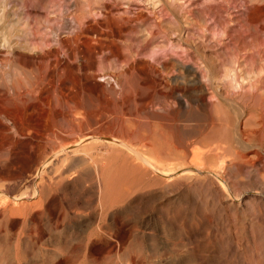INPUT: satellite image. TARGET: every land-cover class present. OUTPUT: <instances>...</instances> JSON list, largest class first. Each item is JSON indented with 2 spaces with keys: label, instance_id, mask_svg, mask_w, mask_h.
Here are the masks:
<instances>
[{
  "label": "rangeland",
  "instance_id": "1",
  "mask_svg": "<svg viewBox=\"0 0 264 264\" xmlns=\"http://www.w3.org/2000/svg\"><path fill=\"white\" fill-rule=\"evenodd\" d=\"M7 1L10 0H0V50L7 51H0V65L4 63L6 71L0 70V81L11 80L21 72L25 68L21 63H74L64 71L63 79L67 92L78 94L88 110L98 109L97 104L113 97V120L122 113L135 114L140 119V132L145 135L157 128V123L161 124V140L170 143L192 140L204 124L210 130L212 118L225 121L227 115L229 126L242 124L229 131V136L231 144L245 156L238 161L245 170L227 169L223 174L228 189L214 176L210 184L202 176L199 186L180 176L169 186L163 182L164 176H158L154 185V181L139 183L117 164H113L105 183L91 167L78 165L80 158L66 159L59 163L61 166L50 167L45 177L51 185L54 180L48 181L49 177L65 170L57 190L53 185L56 191L50 199L44 197L41 203L37 195L19 199L25 205L33 204L35 223L44 230L42 238L37 232L21 237L22 244L27 239L34 244L22 264H264V190L254 186L255 180L264 182V164L257 158L256 141L241 138V130L250 122L253 111L238 99L252 93L253 86L247 79L239 87L230 72L233 66L244 63L238 49L241 43L234 45L231 38L236 40L253 30L255 27H249L248 22H264V0H113L121 6L119 12L129 24L113 42V55L99 57L92 70L106 75L91 88L81 82L84 75L77 67L82 63L78 53L80 42L69 29L74 24L73 16L86 8V2L29 0L30 16L21 15L18 22L15 18L23 9V0H16L21 9L11 12L9 21L3 24ZM161 8L164 12L156 17ZM125 11L130 13L124 14ZM48 16L52 23L47 22ZM117 29L113 21V30ZM13 30V42L5 46L2 36ZM17 41L22 42L16 44ZM210 79L219 86L225 84L222 91L214 92L219 112L208 108L215 87ZM57 98L58 95L52 99L55 105ZM156 102L166 106L159 110ZM17 139L13 155L19 152L15 158L6 152L0 158V178L6 177L0 180V190L11 181L14 193L20 194L33 190V182L40 186L38 189L42 187L36 166L50 156L51 144H43L40 162L32 168V154L36 152L23 147L27 139ZM18 176H22L17 179L22 183L14 179ZM100 196L107 210H102ZM25 219L18 217V228ZM0 246H6L4 237L0 238Z\"/></svg>",
  "mask_w": 264,
  "mask_h": 264
},
{
  "label": "bare ground",
  "instance_id": "2",
  "mask_svg": "<svg viewBox=\"0 0 264 264\" xmlns=\"http://www.w3.org/2000/svg\"><path fill=\"white\" fill-rule=\"evenodd\" d=\"M28 1L29 0H23L21 4L23 9L17 4L16 0L7 1L4 6L3 24L9 21L10 13L14 12L15 9H21L15 21L19 22L21 15L24 14L28 13L27 15L30 16L29 13L31 12L30 9L32 5ZM81 1L86 2V8L77 16H73L74 24L70 26L69 29L70 33L80 42L78 53L82 59V63L78 64L77 67L84 75L81 82L84 81L83 84L91 88L90 85L95 86L97 83L100 84L98 79L106 75L98 74L92 69L97 67L100 56L106 58L104 56L106 53H111L113 55V42L116 40L117 36L123 33V29L129 24V21L125 20L124 16L120 14L119 11L121 10V6L113 2V0ZM92 2L95 4H92ZM9 5L10 7H8ZM69 11L71 14L73 9ZM157 12L158 16L156 17H159L164 11L161 8ZM128 13H130V11L124 12V14ZM146 16L145 18H147ZM160 18L162 19V17ZM113 21L118 26L117 30H113ZM47 22L52 23V19L49 18V16ZM13 25L14 24H12V27ZM245 25L246 24H244V26ZM248 26H253L255 28L249 30L247 35H244L247 32L240 35L236 40L231 38L234 45L237 41L241 43L238 49L242 51L239 55L243 58L244 63H239L237 67L231 66L230 72H232V81H235L239 87L247 79H250L252 82V93L242 94V96L240 95L238 98L239 101H242L253 111L252 118L249 122L250 124L244 122L246 124L245 128H241V138L246 139V141H256L259 148L257 158L264 164V64H262V61H264V22L258 25L248 22ZM14 32L15 30L7 31V34H3L4 36L2 37H4L5 46L6 44L11 45L13 42L10 38L13 37ZM20 40L23 41V39ZM22 41H17L16 44ZM65 42L67 43L66 40L63 41V43ZM247 47H249L248 51H246ZM0 51L2 53L7 52L6 50ZM233 51L235 52V50ZM8 52L11 54V50ZM118 52L122 53L120 49ZM235 55L236 57L239 56L238 54ZM21 64H23L25 68L30 66L33 68H31V70L23 68L22 71L11 80L3 79L0 81V158L2 155L5 156V152L13 157L16 156V153L19 151L13 155L16 149H13V147H15L14 145L18 142L17 138L27 139L28 142L25 141L24 143L22 141L25 145H23V147H29L31 151L36 152L32 154L33 156L31 154L29 155L33 157L32 168L34 164L35 168L38 162H40L38 161L41 155L39 151L41 147L44 146V143L47 142L51 144V151L49 150L51 154L36 166V172H38L36 177L39 176V179L42 181V187L40 189H38L40 186L37 187L33 182V190H25L20 194H15L14 187L10 183L11 181L2 185L3 188L0 190V238L4 237L6 246H0V264H22V262L28 259V251L30 252L32 249L31 245L34 244L30 243V239H27L29 241L25 245L22 244L24 239L21 237L23 235H29L31 237L33 232H37V234L40 235L38 237L42 238L44 230L35 223L36 219L33 204L30 202V204L25 205L24 202L22 203L19 199H30L35 195L39 196L38 203H41L44 197L50 199L51 193L57 190V185H59L63 179L62 175L65 170L63 169V173L60 172L54 178H52V176L49 177L51 179L48 181L54 180L51 185L46 182L47 180H45V177H47L46 175H48L47 173H49L48 170L50 167H54L66 159L74 160L75 158H80L78 165L89 167L88 169L91 167L94 172L96 171L97 176L103 177V179H100H105V183H107V176L113 171V164L127 169L129 175L134 176L139 183L144 182L149 184L154 181V185L157 183L156 181H159L156 179L158 176H164L166 179L163 180V182L168 183L169 186L180 176V178L182 177L189 180L190 184H196L195 186H197L202 176H205L202 180H204L206 184H210L214 176L221 183L222 187L226 186L227 189V182L222 177L226 170H245L238 165L241 156H244V154L242 155V153L239 152L240 149L237 150V147H235L233 143L231 144L232 140L229 136V131L231 132L234 127L237 129L238 125V127H241V123L229 126L226 121L228 119L227 115L224 116L226 118L225 121L221 120V115L219 116V120L214 119L216 117L212 118L213 120H211L213 123L209 122L211 123L209 126L210 130L207 131L208 128L206 129L204 124L203 126L205 128L202 126L198 131L196 130L197 134H195V138L192 140L181 141L177 139L176 143H173V140L169 137L167 139H171V143L168 141L162 142L161 136L163 132L161 133V124L157 123V128L150 131L149 134L145 132V135L142 134V131V133L140 132V130H142L139 128L140 119H138L135 114L127 115L126 113L124 115L122 113L119 116L117 115L113 120V97H108L105 103L97 104L96 107L98 109L88 110L78 94L75 95L67 92V86L64 82L63 75L64 71L70 69L69 66L74 63ZM4 65V63L0 65V70L3 69L4 73H6ZM252 72L253 76H250ZM228 73L227 77L230 75ZM210 83L215 87L212 92V99H210L208 103V108L219 112V110H217V104L219 102L215 100L214 94L220 89L222 91L225 84L223 83L220 87L218 84L212 82L211 79ZM56 95H58V102L56 99L55 105L52 99ZM156 104L159 110L166 106L163 103L158 104L156 102ZM149 105L148 109L150 110L153 105ZM223 113L225 114V112ZM59 120H63L61 121L63 123L59 124ZM249 125H251L252 128L248 127ZM217 126H220L222 130L219 128L216 132ZM144 130L146 131V128ZM62 132H64L65 135H61ZM166 137L167 136H164L165 139ZM35 142L38 144H34ZM55 143H58L57 146L53 145ZM79 145L81 147H79ZM25 155L26 158L27 154ZM64 155L65 157L62 158ZM6 157L8 158V156ZM61 164L59 165L61 166ZM64 164H66V162ZM180 171H183L181 175L172 176L175 173H180ZM152 173L155 174V177L151 176ZM21 178L22 176H18L14 179L20 180ZM2 179H6V177L3 176ZM2 179L0 178V180ZM256 181L257 180L254 181L255 188L264 190V182L259 179L257 182ZM38 184H40V181ZM246 185L248 186V184ZM100 189L103 190L102 188ZM102 200V196H100L99 203H101L102 210H107V204L105 205ZM48 209L49 212H52L51 214H54L51 208ZM18 217L26 218L25 223L22 222L23 225L19 228L17 224ZM31 219L33 220L31 223L27 222V220ZM14 250H16L15 253H13Z\"/></svg>",
  "mask_w": 264,
  "mask_h": 264
}]
</instances>
